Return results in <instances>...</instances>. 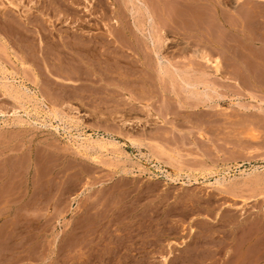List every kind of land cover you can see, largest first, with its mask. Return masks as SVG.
I'll return each mask as SVG.
<instances>
[{"label":"rangeland","instance_id":"obj_1","mask_svg":"<svg viewBox=\"0 0 264 264\" xmlns=\"http://www.w3.org/2000/svg\"><path fill=\"white\" fill-rule=\"evenodd\" d=\"M36 1H39L38 6L42 7V0ZM239 6L241 11H235V15L233 12V15L220 16L225 22H229L230 28L233 26L234 32L228 25L231 31L227 27L223 29L221 21L218 22L217 16L213 14L204 21L205 23L201 22L203 25L199 24L209 29V38L214 40L212 43L216 42L211 46L216 52L214 56L222 57L224 66L228 68L223 70V76H213L210 65H207L213 79L211 86L212 84L214 86L208 98L200 93L206 85L200 86L193 97L190 93L192 90H187L176 76L168 75V79H164V89H159L161 87L156 83V76L149 74V77L146 76L147 79L149 78L148 88L151 87L141 94L136 89L131 94L132 102L127 100L130 96L125 95L118 87L112 88L115 89L113 95L111 92L108 95L109 91L101 94L105 98L102 104L99 99L100 94H95L96 97H93L95 95H92L93 92L90 94V89L78 85L81 81L69 79L57 72L59 70L57 62L69 66L66 64L70 63L69 60L66 62L69 51L63 48L65 52H62L61 48L65 47L64 43L70 41L72 30L68 22L56 23V20V27L45 23L43 27L42 24L38 25L41 16L37 10L33 15L35 19L31 16L33 20L39 22L33 29L37 30L36 33L39 35L41 31L50 28L55 37L52 35L42 38L41 35H34V38L26 42L27 44L24 43L25 53L12 41L8 42L4 39L7 44L0 41V60L6 61H0L3 66L1 67L6 69L4 71L0 69V156L3 157L0 158V179L4 178L0 180L2 182L0 188H5L0 189L3 191L0 192V197L10 198L13 194L16 198L20 195L21 209L24 210L21 211L23 214L21 213L19 223L21 235H15L17 238L10 235L9 231L13 227L11 220L8 222L0 220V255L2 256H0V264H117L118 262V264L131 262L134 264L137 261L136 264H175L176 260L178 264H202L203 250L199 253L196 252V248L197 239L202 238L200 232L203 229L208 235L217 231L214 235L218 240L225 234L230 238L232 230L229 220H237L239 217L242 220L253 219L257 214H263L264 3L254 2L251 6L250 3H245ZM241 6L244 8L242 9ZM238 8L236 10L239 11ZM63 11L64 9L61 12ZM68 12V16L72 15L70 10ZM63 13H60L62 17L60 19H63ZM237 13L242 14V18H235ZM68 16L66 18L70 21L71 16ZM231 17H234L233 20ZM237 18L243 19V22L236 21L234 24V19ZM241 22L243 25L240 24ZM188 27L191 28V25L187 22L180 23V33L182 38H185V42L188 41V36L185 35L189 30ZM57 30L59 33L55 34ZM222 30L227 33L228 45L231 46H228L230 54L227 52L226 59H223ZM197 44L204 45L200 42ZM24 48H27V51ZM197 48L195 46V49ZM23 55L28 57L26 59L28 63L24 62L26 63L24 68L29 64L26 69L21 67L23 65L20 63ZM61 58L65 62H62ZM29 61H32L31 64L35 61L32 66L36 65L37 72ZM186 61L188 60L180 57L173 63L176 67L185 69L188 65ZM53 63H56V66ZM225 72H228L227 76ZM49 73L53 74L50 76ZM183 77L187 79L189 76L183 73ZM114 80L116 81L115 78L109 79L113 83ZM171 81L175 82L172 84ZM115 84L118 85L117 81ZM87 89L90 91L88 94ZM175 94L183 103H177L179 99ZM84 96L88 97L84 99ZM74 97H78L79 103L77 100L73 101ZM92 97L96 104L99 103V106L94 105L97 108L92 107L94 111H90L92 108L84 104L89 102L88 100L91 101ZM72 102L73 106L70 105ZM126 102H130L134 107L127 112V116L137 118L122 125L126 137H115V145L96 147L92 142L103 137L108 138L109 130L111 132L121 130L123 107L129 108L125 106ZM76 107L78 110L75 109ZM52 108L55 109L56 114ZM99 112L100 114H97ZM89 113L95 115V119ZM101 114L103 119L99 121L96 116ZM13 181L15 184L12 183ZM34 182L37 183L36 186ZM17 184L18 186H15ZM24 188L27 192H22ZM24 193L27 195L25 196ZM37 197L41 198L36 199ZM39 199L42 201H37ZM33 201H35L34 205ZM223 211L227 212L225 215L228 218L224 217ZM219 213L221 218L218 216ZM234 215L236 218H232ZM219 218H223V225L225 222L229 223L225 225L227 227H212L218 223ZM209 227L211 228L208 229ZM130 228L137 230L132 233L133 230ZM191 228H194L193 232ZM216 228H220L219 233ZM129 229L132 231L129 232ZM3 231L9 233L6 232V235ZM19 236L21 239L18 238ZM143 236H146L144 240ZM260 236L259 248L253 247L251 251L255 250L254 253L249 251L251 253L245 255L247 259L244 261H249L244 264H252L255 259L262 260L261 264H264V248L262 249L264 234ZM193 237L197 238H195L196 242ZM246 237L242 233L236 237L238 244L236 249L244 247ZM128 243H132L134 248L132 246L130 248ZM134 243L136 245H133ZM107 249L110 250L107 252ZM189 249L192 252L195 250L198 254L192 253ZM136 251L139 253L137 254ZM128 252L131 254L129 255ZM18 253L19 259L16 256ZM208 253L210 254L204 253L205 257H212V253ZM176 254L177 258H175ZM118 255L120 257L117 258ZM121 255L128 256L129 261L127 259L124 261L125 257ZM112 257L114 260H110L113 259ZM164 259H167L166 262ZM193 260H196L195 263Z\"/></svg>","mask_w":264,"mask_h":264},{"label":"bare ground","instance_id":"obj_2","mask_svg":"<svg viewBox=\"0 0 264 264\" xmlns=\"http://www.w3.org/2000/svg\"><path fill=\"white\" fill-rule=\"evenodd\" d=\"M38 2L39 1H36V0H0V41L3 42L4 44H7V42L4 41V39L8 40V42L12 41L16 45H18V47L20 49L22 48L21 51L24 52V50H23L24 43L28 42L29 39L34 38V35H38L36 33L38 31L37 30L35 31L33 29V27H35V25L37 26V24L39 23L36 20H33V18H34L33 15L35 14L36 10L38 11V12L37 11L36 12L41 16L40 17L41 21L38 25L42 24V27H43L44 23L46 25L49 24V25H52V27L53 26L56 27V25H57L56 23L58 21H60L63 24L65 22L66 23L68 22V24L70 25L69 28L72 30L70 33L71 38H70V41H68V43H64L65 47L62 46L61 49H62V52H65L63 50V48L64 49L67 48V50L69 51V53L67 54V55H69V57H68V59H66L67 58V56H66L65 59H66V62H68V60H69L70 63H66V64H69V66L68 65L64 66L65 64L60 65V62H57L58 63L57 66L59 69V70L56 69L57 72L59 71L61 73V74L59 73L61 76H62V74H64L63 76H67V77H69V79L73 78V79H76L78 81H81L80 83H78V85L81 84L80 86L82 88H83V86H85L86 88L90 89V91H91L90 92L87 89V91H88L87 94L89 92H90V94L93 92L92 95H95V94L101 95V94H104L105 92L109 91L108 95L110 94V92H111V95H113L114 93H112V92L115 89H112V88H118L119 87L118 89H121V91H123L125 93V95L130 96V98H128L127 100H130L131 102L133 101L131 94L134 93L136 91V89H138V91L141 94V93H144L147 89L149 90V88L151 87L150 86L148 88V84H149L148 79L149 78L147 79V76H146V75H148V77H149V74H153L156 76V78H157L156 83L158 84L159 87H161L159 89H162V88L164 89V84H165L164 79L165 78L168 79V75H170L172 77L176 76L178 78V80L180 81V83H182V85H184V87L187 88V90H189V89H190V91L192 90V92H190V93H192L193 97H194V95L197 94L200 86L206 85V87H204V89L200 93H203L204 96L206 98H208L210 90H213L214 86H213V84L211 86V81L213 79L211 78L212 75L209 74V68H207L208 67L207 65H210L209 67L213 71V76L222 75L223 70L226 69L227 67L224 66L222 57L220 58L219 56L218 57L214 56V53H216V52H214V50H213L214 47L212 48L211 46H213V43H216V42L212 43V41H214V40H211L210 39L211 37L209 38V36H210L209 32H208L209 29H206L207 27L203 28V27L199 26V24L202 21L203 22L206 21L210 17V15L212 16V14H213V16L214 15L217 16L216 18H217L218 22L221 21L223 29L226 27L228 28V26L230 24H229V22H225L222 19V17L220 18L221 14L227 15V14H232L234 12V15H235V13H236L235 11H237V12L241 11V9H239L240 8L239 4L250 3V6H251V4H253L254 2L255 3L258 2L260 4L264 3L263 0H42V2L44 4L42 3L41 4L42 7H39L38 4H40V3H38ZM81 4H83V5H81ZM237 8L239 9V11L236 10ZM243 8L244 7H242V9ZM62 9H64V11H63L64 13L61 12ZM249 9H251V8H249ZM68 10H70L72 12V15L69 14V16H71L70 21H69V18H66V16H68L67 14L69 13ZM247 11H248V9H247ZM60 13L61 14L63 13V15H64L63 19H60V18H62ZM241 15H240V13H237V15L234 17L235 18L236 17L242 18ZM31 16L33 18H31ZM229 16H231V15H229ZM45 17H48V18H45ZM52 17L55 19L53 20ZM85 17H87V18L84 19ZM233 18L231 17L232 20H233ZM243 18L245 19V17H243ZM237 19L236 20L234 19V24L236 23V21L240 22L243 20V19H238V20ZM55 20H56V23H55ZM92 20H94V22L91 23ZM228 20L230 21V19H228ZM232 20L230 22H232ZM183 21L187 22L189 25H191V28L188 27L189 30L186 32L187 34H185L188 36V41L186 40V42L184 41L185 38L183 39L182 38L183 36L180 33V23ZM218 22H217V24H218ZM242 22L240 24H242ZM231 24H233V23H231ZM240 24L237 23V25H240ZM185 25H186V23H185ZM30 26H32V27H30ZM232 27L233 26H231V28H230V26H229V28L232 29V31H233ZM229 28H228V30H230ZM39 29L43 30L44 28H39ZM218 29H220V28H218ZM240 30H242L241 32H243V29H241V27H240ZM240 30H239V33H240ZM58 31L59 30H57L56 32L54 31L55 34H57ZM224 31L222 30V32L224 34L223 35L224 43L222 44V48H223V53H224L223 59H226V57H227L226 54L229 51L228 50V46H229L228 41L229 40H227V39H229V37L227 36V33ZM41 32L39 33V35H41L42 38H48L52 35L54 36V34H53V32H51L50 28L47 30L46 29L43 30L42 33ZM228 33H231V32H228ZM235 33H237L236 30H235ZM241 34L239 37H241ZM237 35H239V34H237ZM243 38H245V36ZM243 38H242V40H243ZM250 38L252 39L253 37L251 36ZM35 39H36V37H35ZM251 39H249V40L252 42L253 40H251ZM218 41H220V40H218ZM197 42L198 43L200 42V44L202 43L204 45L203 46L199 45V44H197ZM245 42H247V40H245ZM259 42L261 43L262 41H259ZM30 43H31V40H30ZM262 44L264 45L263 42H262ZM28 45H29V43H28ZM47 45L49 46V44H47ZM234 45L237 46L236 44H234ZM50 46H51V43H50ZM195 46H196V48H197V46H199V47L197 49H195ZM214 46L216 47L215 44H214ZM219 46L221 47L220 44H219ZM217 47H218V43H217ZM229 47H231V46H229ZM51 48L52 47H50V49ZM55 50L56 49H54L53 52H55ZM58 50H57V52L59 53L60 50L59 51ZM170 50H173V52H170ZM234 51H235V49H234ZM61 54L63 55V53H61ZM24 55L21 58L23 63H22L21 59L19 58L20 63L23 66H21L20 64L19 65L23 68H24V65H26V63L24 64V62L28 63V61H26V59L28 57L27 56L25 57ZM54 57H55V55H54ZM180 57L183 60L184 59L188 60V61H186V62H188V65L185 66V69H181L180 67H176V65H174V63H173V61L175 59L177 60V58H180ZM58 58H60V57H58ZM32 59H34V58H32ZM44 60H45V58H44ZM0 61H2V60H0ZM63 61L64 60L62 59V62ZM2 62H6V61H2ZM30 62H32V61H29V63ZM34 63H35V61H34ZM34 63H32V64L30 63L31 66L34 65ZM4 64H7V63H4ZM53 64H55L54 66H56V63H53ZM27 65H28L27 67H29V64H27ZM1 66L2 65L0 64V67ZM35 66L34 67L32 66V68L34 69ZM2 67L0 68L2 71L6 70ZM27 67H25L24 69H26ZM46 67H47V65H46ZM37 71L38 70L36 69V72ZM5 72H7V71H5ZM30 72H32V70ZM33 72H35V71H33ZM183 73H187L189 77L187 79H184ZM227 73H226V76H227ZM52 74H50V76ZM53 76H55V75H53ZM224 76H225V74H224ZM67 77H65V78H67ZM112 78L116 79L118 85L115 84V82H116L115 80H114V83L109 81V79H112ZM69 79H68V81H69ZM176 79H174V80H176ZM33 80H35V83H36L35 77ZM37 80H39V79L37 78ZM178 80H176V81H178ZM107 81H109V82H107ZM224 81H226V79ZM174 82L175 81H171L172 84ZM37 84H39V83H37ZM77 87H75V88H77ZM81 87H80V89H81ZM162 91L165 92L164 90H162ZM83 93H85L84 89H83ZM116 93H117V90H116ZM96 95L93 97H96ZM111 95H110V97L114 98ZM76 96H78V95H76ZM88 96H86V97L84 96L85 97L84 99H86ZM93 97H92V99L89 98V99H91V101L87 99L89 102L84 103V102L80 101V103L82 102L86 106H90L91 108L92 107L97 108L94 105H98L99 103L96 104L95 103L96 101L94 102ZM100 97H102V95ZM100 97H99V99H101L100 102L103 104V101L105 100V98H103V97L100 98ZM175 97H177L176 94H175ZM76 98L73 99V101L77 100V102L79 103L78 97H76ZM97 99H98V97H97ZM177 99H179V98L177 97ZM177 99H175V100H177ZM101 103H100V105H101ZM177 103L181 104L183 102L180 101V99H179L177 101ZM73 104H74L73 102L70 103L71 106H73ZM84 104H83V106H84ZM193 105L194 104H192V107H193ZM125 106H129V108L123 107V113L121 115V120H120V123H121L120 129L121 130H118V131L112 130V132H111V130H109L107 133L108 138L105 139L103 137L101 139H98V140H95L92 142L93 144L96 145V147L98 146L100 148H104L108 145H115V140H114L115 137H124L125 136L123 133L124 130H123L122 125L133 122L134 120H137V118L128 117L129 115L127 116V112H130L134 108L133 105L130 102H128V103L126 102ZM185 106H187V104ZM195 106H196V104H195ZM181 107H183V105ZM93 108L90 111H94L95 109L93 110ZM14 109H15V107H14ZM75 109L78 110L77 107ZM125 109H126V111H125ZM54 110L55 109H53V111ZM96 111H98V110H96ZM100 112L97 114H100ZM55 114H56V112H55ZM89 114L92 116V113H89ZM94 116H92V117L94 118ZM96 118L99 119V121H100V119L102 120L103 119L102 114L97 115ZM127 138H129V137H127ZM1 157L2 156H0V158ZM0 166H1V164H0ZM33 167H34V165H33ZM34 168H33V170H35ZM5 172H6V174H9V173H7V171H5ZM37 174H36V176H37ZM10 176H11V174H10ZM5 177H7V175ZM2 178L0 180H2ZM35 179H37V178L35 177ZM3 180H4V178H3ZM31 180H32V177H31ZM5 181H6V179H5ZM9 181H10V179H9ZM3 183H5V182H3ZM12 183H14V181ZM1 184H2V182L0 183V185ZM36 184L37 183H35L34 186H36ZM4 186H7V185H4ZM15 186H18V184ZM19 187H17V188H19ZM1 188L3 189L4 187H1ZM10 190H11V188H10ZM20 190H22V189H20ZM25 190H26V188H24V190H22V192ZM34 190H35V187H34ZM0 192L3 193V191H0ZM7 192L9 193V191H7ZM25 192H27V191H25ZM34 192H32V193H34ZM5 194L6 193H4V195ZM36 194H37V192H36ZM24 195L26 196L27 194L24 193ZM25 196H23V197L25 198ZM11 197H13V194ZM11 197L10 198H8L6 196L0 197V206L2 205L1 206L2 208H0L1 209L0 210V220H2V222L3 221L8 222L9 220H11L10 222L12 223L13 227L11 228V231H9V232L11 233L10 235H12V236L14 235V237H15V235H21V227H20L19 223H20L21 216H22L24 210L21 209L22 207L20 205L21 201H22L21 196L17 195L16 198H14L15 197L14 196L13 199ZM38 198H41V197H37L36 199H38ZM28 199H29V197H28ZM40 200L41 199H39L37 201L40 202ZM34 202L35 201H33V203H32L33 205H34ZM21 211H23V212H21ZM225 212L226 211H223V215H224V217L225 216L227 217V215H225V214H227V212L226 213ZM262 213H263L262 215H260L261 213L257 214L260 216L256 215L257 218L254 217L253 219L252 218L251 219L246 218V219L242 220V219H240L241 217H239V219H237V220H235V219L233 221L229 220V221H231L230 222L231 223L230 228L232 230V233L230 230L229 231H230V234H232V237L230 236V238H229V236L227 237L226 234L224 233L225 235H223V237H220V239L218 240L216 238V236L214 235L217 231L216 232H213V231H215L216 229L218 230L220 228H225V227H227L225 225L229 224V223L225 222L223 225L224 221L222 220L223 218L220 219L221 216L219 213L218 216L220 217L219 218L220 220L219 221L216 220L218 223L216 225H213V226L211 225V226L213 228H214V226L215 227L217 226L220 228H216L215 230H213L212 231L213 233L211 232L212 235H208L205 232L206 230L203 229L205 232V235L206 234L207 235L203 236L204 232L202 230L203 233L199 231L200 235H202L201 236L202 238L199 237L200 235L198 236L199 237L198 239L195 237L198 241L197 248L195 246V248L197 249L196 252L203 250L205 255H207V254L209 255L210 253H208V252L212 253V257H210V256L205 257L203 252L202 253L199 252L204 256L203 259L201 258L203 260V261H201L202 264H244L245 262H248L249 260L244 261V259H247V257H245V255H247L248 253H251V252L254 253L255 250L251 251V249L253 247L259 248V242L261 239L260 235L264 234L263 233L264 232V212H262ZM25 214H26V212H25ZM242 215H244V214H242ZM31 216H32V213H31ZM239 216H241V215H239ZM233 217L236 218L235 215L232 216V218ZM33 219H35V218H33ZM33 219H32V221H33ZM207 223L210 226V223L209 222H207ZM9 224H7V225H9ZM14 225H15V227H14ZM141 225L143 226V224H141ZM141 225H140V228L142 227ZM10 226H11V224H10ZM134 227H136V226L134 225ZM133 228H130L133 231L129 229L130 230L129 232L132 231V233H133L134 231L137 230V229L134 230ZM210 228L211 227H209L208 229H210ZM208 229H207V231H208ZM191 230L193 232L194 228L193 229L191 228ZM7 231H5V232L3 231V232L7 235V233H9ZM219 231L220 230H218V233H219ZM194 232H196V231H194ZM244 232H246V233L244 234ZM4 233H3V236H4ZM208 233H210V232L208 231ZM241 233H242V235L247 236L245 239L246 244L243 243L244 247L241 246L240 247L241 249H236V247L238 246V244H236V237H238V235H241ZM131 235H133V234H131ZM123 236H122V238H123ZM127 236H128V234H127ZM146 236H143L144 237L143 240L145 239ZM15 238H17V237H15ZM18 238H20V236ZM130 238H131V236H130ZM136 238H138V237H136ZM195 238L193 237V240L196 242ZM11 239H13V238L11 237ZM133 239H135V238L133 237ZM139 239H142V237H139ZM263 239H264V237H263ZM125 241H123V244ZM139 241H141V240H139ZM152 241H153V239H152ZM130 242H131V240H130ZM148 242H149V239H148ZM186 242H188V241H186ZM243 242H245V241H243ZM262 242H263V240H262ZM262 242L260 244H262ZM156 243H157V241H156ZM15 244H13V245H15ZM263 244H264V242H263ZM2 245H4V244H2ZM127 245H124V246L126 247ZM133 245H136V244L134 243ZM145 245H146V243H145ZM10 246H12V244H10ZM129 246L131 248L132 243L129 244ZM188 246L190 248V244ZM260 246H262V245H260ZM19 247L20 246H18V248ZM116 247H115V249H116ZM142 247H143V245H142ZM132 248H134V247L132 246ZM214 248H216V249L212 250ZM263 248L264 247H262V249ZM145 249L147 250L146 247H145ZM16 250L20 253V250H18L17 247H16ZM108 250H110V249H107V252H108ZM124 250H126V248ZM139 250H140V248H139ZM186 250H185V252H186ZM12 251H13V249H12ZM104 251H106V250H104ZM120 251H122L121 248H120ZM178 251L179 250L177 249V252ZM180 251H182V250H180ZM249 251H251V252H249ZM193 252H195V250ZM196 252H195V254H198ZM206 252H207V254H206ZM258 252H260V251H258ZM19 253H18V255H16V256H18L17 257L18 259H19V255H20ZM110 253H111V251H110ZM123 253H125V252H123ZM136 253H137V251H136ZM168 253H166V254H168ZM180 253L181 252H179L178 254H180ZM128 254H129V252H128ZM105 255H103V256H105ZM184 255L187 256L188 253L187 254L184 253ZM184 255H183V257H184ZM191 255H194V254H191ZM121 256H123V255H121ZM180 256H181V254H180ZM253 256H255V255H253ZM259 256H261V254H259ZM118 257H120V256L118 255L117 258ZM123 257H125L124 261H126V259L129 261L128 256H123ZM132 257H130V258H132ZM196 257H198V255ZM250 257H252V254L250 255ZM256 257H257V254H256L255 258ZM145 258H144V263H145ZM170 258H172V257H170ZM175 258H177V254H176ZM178 258H180V257H178ZM2 259H4V258H2ZM105 259H108V258L106 257ZM135 259H136V257H135ZM141 259L142 258H140V260ZM173 259H174V257H173ZM248 259H250V258H248ZM110 260H114V258L110 259ZM131 260H133V258ZM166 260H165V262H166ZM178 260H180V259H178ZM181 260H182L181 262H183V259H181ZM184 260H185V258H184ZM196 260H197V258H196ZM196 260H193L194 261L193 263H195ZM250 260L252 261V259H250ZM185 261H187V260H185ZM261 261L262 260H256L255 259V261L253 263L252 262L251 263L252 264H261ZM134 262H135V260H134ZM165 262H163V263H165ZM172 262H168V263H172ZM190 262H192L191 259H190ZM199 262H197V263H199ZM263 262H264V260H263ZM105 263H107V262H105ZM120 263H121V261H120ZM127 263H129V262H127ZM136 263H134V264H136ZM176 263H177V260H176ZM185 263H189V262H185ZM130 264H132V262ZM165 264H167V263H165Z\"/></svg>","mask_w":264,"mask_h":264}]
</instances>
